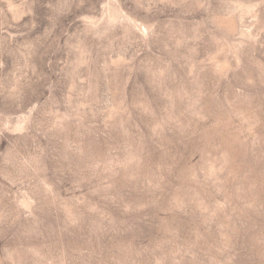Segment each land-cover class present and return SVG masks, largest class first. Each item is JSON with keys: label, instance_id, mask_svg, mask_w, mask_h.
Returning <instances> with one entry per match:
<instances>
[{"label": "rangeland", "instance_id": "374dc122", "mask_svg": "<svg viewBox=\"0 0 264 264\" xmlns=\"http://www.w3.org/2000/svg\"><path fill=\"white\" fill-rule=\"evenodd\" d=\"M0 264H264V0H0Z\"/></svg>", "mask_w": 264, "mask_h": 264}]
</instances>
